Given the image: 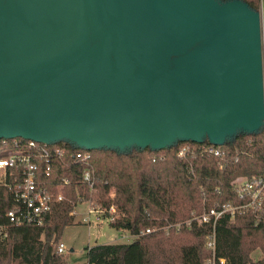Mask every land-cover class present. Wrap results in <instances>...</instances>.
I'll return each mask as SVG.
<instances>
[{"label":"water","instance_id":"water-1","mask_svg":"<svg viewBox=\"0 0 264 264\" xmlns=\"http://www.w3.org/2000/svg\"><path fill=\"white\" fill-rule=\"evenodd\" d=\"M262 23L241 1L0 0V138L122 149L251 132Z\"/></svg>","mask_w":264,"mask_h":264},{"label":"trees","instance_id":"trees-1","mask_svg":"<svg viewBox=\"0 0 264 264\" xmlns=\"http://www.w3.org/2000/svg\"><path fill=\"white\" fill-rule=\"evenodd\" d=\"M218 1H241L254 11L262 7L264 14V0ZM192 142L176 139L161 148L136 144L92 148L91 189L70 152L53 161L47 177L39 167L41 183L63 193L41 225L9 223L5 214L14 207L12 188L0 185V264H69L57 253V243L63 229L74 223L71 211L84 200L94 208L113 205L115 218L109 225L132 235L159 224L180 223L178 228L140 234L129 242L88 246L87 264H206L212 254L206 247L210 226H187L185 221L193 211L233 197L230 184L235 178L264 172V125L226 136L222 147L230 157L222 167L209 155L179 157L180 147ZM13 171L8 180L19 177V170ZM64 178L68 182L63 185ZM257 250L260 254L254 256ZM214 264H264V225H254L249 214L222 216L215 228Z\"/></svg>","mask_w":264,"mask_h":264},{"label":"built area","instance_id":"built-area-1","mask_svg":"<svg viewBox=\"0 0 264 264\" xmlns=\"http://www.w3.org/2000/svg\"><path fill=\"white\" fill-rule=\"evenodd\" d=\"M263 13L262 7L259 9ZM264 125V120H263ZM184 144L177 152L179 157H196L209 155L214 157L222 167L224 161L230 156L228 150L222 147V143L205 138ZM62 142V143H59ZM71 141L62 139L57 141L36 140L20 136L0 138V185L12 188L14 207L6 212L5 217L12 224L41 225L45 216L50 213L54 205L63 199L62 192H53L46 184L39 180V167L47 177L52 170L53 161L62 159L68 152L74 162L82 166V181L91 189L94 182L93 170L90 167V149L76 145L70 150ZM235 161L238 155H234ZM14 169L19 170V177L8 180L14 174ZM67 178L62 179V184H67ZM233 197L219 202L214 201L209 207H204L199 213L194 211L191 217L185 221V225H209L210 232L207 235L206 247L211 250V256L206 259V264H214L215 228L222 216L233 218L238 215L249 214L254 225H264V172L253 174L251 177H237L231 182ZM87 214L92 212L99 214L98 219L103 218L109 222L115 216V207L94 208L89 200ZM83 202V201H78ZM75 208V207H74ZM72 215L76 210L71 211ZM83 222H89V217L82 218ZM180 223H170L148 227L139 234H130L131 238L150 233L155 230H166L169 227L178 228ZM131 239V240H132ZM67 247L61 241L57 243V253L63 255ZM222 261V260H221Z\"/></svg>","mask_w":264,"mask_h":264},{"label":"rangeland","instance_id":"rangeland-1","mask_svg":"<svg viewBox=\"0 0 264 264\" xmlns=\"http://www.w3.org/2000/svg\"><path fill=\"white\" fill-rule=\"evenodd\" d=\"M261 47H262V73L264 89V14L261 24ZM134 143L130 141L129 144ZM151 144V143H149ZM74 223L66 226L60 236V241L65 244L67 251L63 254L69 264H87L86 248L95 244H104L111 242H129L131 236L128 231L117 230L109 225L108 221L100 218L99 214L92 212L89 215V209L86 201L78 202L74 208ZM89 217V222H83L82 218ZM260 254L259 250L253 252L254 256Z\"/></svg>","mask_w":264,"mask_h":264},{"label":"crops","instance_id":"crops-1","mask_svg":"<svg viewBox=\"0 0 264 264\" xmlns=\"http://www.w3.org/2000/svg\"><path fill=\"white\" fill-rule=\"evenodd\" d=\"M111 243H118V242H111Z\"/></svg>","mask_w":264,"mask_h":264}]
</instances>
